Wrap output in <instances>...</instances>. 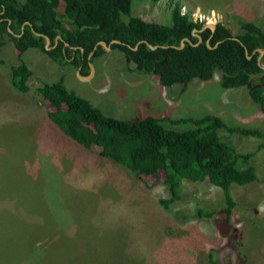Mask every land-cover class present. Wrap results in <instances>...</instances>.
<instances>
[{
    "label": "rangeland",
    "instance_id": "rangeland-1",
    "mask_svg": "<svg viewBox=\"0 0 264 264\" xmlns=\"http://www.w3.org/2000/svg\"><path fill=\"white\" fill-rule=\"evenodd\" d=\"M175 3L191 19L224 24L234 34L240 22H259L264 13V0H133L131 15L167 23L169 4L172 8ZM0 54L14 60L12 44L1 48ZM22 61L32 71L34 87L42 80L63 79L69 90L111 117L131 120L153 115L166 118V127L182 130L190 125L172 121L208 112L264 132V114L247 89H222L218 74L209 82L193 81L180 94L177 87L161 86L155 76L122 70L124 58L117 50L94 57V71L86 81L70 64L58 65L39 50L26 51ZM9 77L8 66H1L0 237L39 224L41 236L50 240L45 245L66 244L63 253L69 264H94L96 254L111 264H211L210 259L217 264H264L262 138L223 133L238 152L252 153L248 165L255 168L257 180L231 186L230 225L217 228L215 224L224 220L219 188L182 180L180 198L164 207L159 200L169 198L165 186L135 179L76 144L50 122L39 95L18 93ZM198 208L215 215L191 221L174 218V213L191 214ZM94 243L100 249L93 248ZM40 258L36 254L34 263Z\"/></svg>",
    "mask_w": 264,
    "mask_h": 264
},
{
    "label": "trees",
    "instance_id": "trees-1",
    "mask_svg": "<svg viewBox=\"0 0 264 264\" xmlns=\"http://www.w3.org/2000/svg\"><path fill=\"white\" fill-rule=\"evenodd\" d=\"M132 1L0 0V50L11 43L14 52V60L3 59L0 54V67L8 66L9 83L15 91L39 95L50 122L76 144L116 164L135 179H149L151 185L160 182L165 186L169 198L159 200L164 207L180 198L182 180L207 182L219 188L224 207L218 212L224 220L215 226L230 225L234 207L231 186L251 184L257 176L255 168L248 165L252 153L238 152L223 133L262 138L264 147L263 131L232 124L208 112L172 121L171 124L190 125L182 130L166 127V118L153 115L118 119L105 115L69 90L63 79L51 83L42 80L36 87L30 83L32 71L22 61L23 54L30 49L47 54L61 66H82L81 75H88V63L104 52L98 43L109 45L118 41L111 46L124 58L122 70L155 76L161 86L177 87L180 94L193 81L209 82L218 74L222 89L246 88L252 102L264 114V71L256 61L257 50L264 52V13L259 22L238 21L237 34L221 23L211 32L202 30L204 24L193 22L178 3L172 8L169 4L170 19L161 24L132 16ZM60 8L63 13L58 11ZM22 27L23 35L17 38ZM194 33L202 38L201 43ZM45 36L50 39L51 47L57 36L62 41L48 51ZM182 41L184 45L180 47ZM146 43L162 47L150 49ZM91 52L93 55L88 59ZM173 215L178 220L191 221L212 218L215 212L198 208L191 214ZM6 226L20 224L6 223ZM42 232L43 226L32 223L23 226L19 233L0 237V264H69L68 256L63 253L66 244L57 241L45 245L50 240L44 239ZM93 248L100 246L94 243ZM36 254H41V258L34 263ZM94 260V264H111L100 260L98 254ZM210 263L217 264L212 259Z\"/></svg>",
    "mask_w": 264,
    "mask_h": 264
},
{
    "label": "water",
    "instance_id": "water-1",
    "mask_svg": "<svg viewBox=\"0 0 264 264\" xmlns=\"http://www.w3.org/2000/svg\"><path fill=\"white\" fill-rule=\"evenodd\" d=\"M215 28H216V24L208 22V23L204 24L202 30L209 29L211 32H214ZM194 32H196V31H194ZM194 36H196L198 38V43L202 42V38L197 33H194ZM44 38H45V48L48 49V45L50 44V39L46 36ZM59 39H60V37H57V39H55V44H57ZM186 41L190 42L189 40H186ZM118 43H119L118 41H112L109 45H106L104 42H99L98 45H100L102 48H104V50L109 51L112 48V46H111L112 44H118ZM208 43L209 42L207 41V44ZM146 45L150 49H156L158 47H162V46H152L149 43H146ZM183 45H184V41L181 42L180 47H183ZM208 47H210V46L208 45ZM96 48H97V46H95L94 49H96ZM81 51H82V49H81ZM257 51L259 52V55L256 59L257 64L264 71V63L262 62V57L264 55V52L261 49H258ZM245 54L247 55L248 58H251V56L248 55L247 50H245ZM92 55H93V52L90 53L89 57H91ZM89 68H90L89 74L87 76H84V77L80 76L79 70L77 71V75L81 80L86 81V80L90 79V77L92 76L93 71H94L93 65L91 63L89 64ZM263 106H264V98H263Z\"/></svg>",
    "mask_w": 264,
    "mask_h": 264
},
{
    "label": "flooded vegetation",
    "instance_id": "flooded-vegetation-1",
    "mask_svg": "<svg viewBox=\"0 0 264 264\" xmlns=\"http://www.w3.org/2000/svg\"><path fill=\"white\" fill-rule=\"evenodd\" d=\"M8 31H9L10 33H12L11 30L8 29ZM23 31H24V29H23V27H22V28H21V33H20L19 35H17L16 37H17V38H20V37L23 35ZM55 39H56V38H55ZM60 41H62V40L59 39L58 42H60ZM58 42H57V44H58ZM54 44H55V40H54ZM57 44H55V47L57 46ZM49 45H50V44H49ZM64 46H66V44H64ZM94 48H95V47H94ZM51 49H52V47H51V46H48V49H47V50L49 51V50H51ZM80 50H81V49H80ZM81 52H83V49H82ZM252 55H253V54H252ZM89 58H91V57L88 56V59H89ZM88 64H90V62H89ZM81 69H82V66L77 67V68H76V72H77L78 70H79V72H81Z\"/></svg>",
    "mask_w": 264,
    "mask_h": 264
},
{
    "label": "built area",
    "instance_id": "built-area-1",
    "mask_svg": "<svg viewBox=\"0 0 264 264\" xmlns=\"http://www.w3.org/2000/svg\"><path fill=\"white\" fill-rule=\"evenodd\" d=\"M196 17H200V15H197ZM193 22L195 23H203L204 21H202L201 19H192ZM210 22L209 20H207L205 23ZM204 24V23H203Z\"/></svg>",
    "mask_w": 264,
    "mask_h": 264
},
{
    "label": "bare ground",
    "instance_id": "bare-ground-1",
    "mask_svg": "<svg viewBox=\"0 0 264 264\" xmlns=\"http://www.w3.org/2000/svg\"><path fill=\"white\" fill-rule=\"evenodd\" d=\"M57 37H60V36H57ZM57 39V38H56ZM60 40H62L61 38H60ZM48 46H50V45H48ZM66 47H67V44H66ZM53 48H55V44H54V46L52 47V49ZM112 49V48H111ZM113 50V49H112ZM91 64H92V62H90ZM79 74H80V76H81V72H79ZM82 76H84V75H82ZM87 76V75H86Z\"/></svg>",
    "mask_w": 264,
    "mask_h": 264
}]
</instances>
